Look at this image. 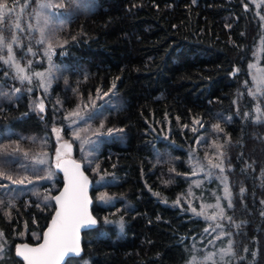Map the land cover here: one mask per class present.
Wrapping results in <instances>:
<instances>
[{
	"label": "trees",
	"instance_id": "trees-1",
	"mask_svg": "<svg viewBox=\"0 0 264 264\" xmlns=\"http://www.w3.org/2000/svg\"><path fill=\"white\" fill-rule=\"evenodd\" d=\"M60 33L62 69L44 112L34 110L26 92L0 96L6 241L0 264H22L16 244L37 243L53 213L51 195L61 176L36 179L44 168L32 161L42 148H54L51 127L69 139L65 113L106 92L102 128L115 133L102 138L90 164L75 154L91 179L97 225L82 232L81 255L63 264H184L207 222L160 197L172 201L188 188L187 151L201 134L218 138L229 155L227 214L240 264H264V130L241 115L251 107L247 64L258 38L264 66V23L261 28L252 6L246 0H87ZM98 176L111 181L95 183ZM100 190L114 199L99 202ZM196 190L213 200L221 186L211 180ZM116 219L121 229L105 223Z\"/></svg>",
	"mask_w": 264,
	"mask_h": 264
},
{
	"label": "rangeland",
	"instance_id": "rangeland-1",
	"mask_svg": "<svg viewBox=\"0 0 264 264\" xmlns=\"http://www.w3.org/2000/svg\"><path fill=\"white\" fill-rule=\"evenodd\" d=\"M246 1L252 6L262 28L264 0ZM86 2L87 0H0V5L7 4L6 8H0V71L4 78L0 83V96L11 99L26 92L33 99L34 110L40 114L44 112V99L62 69V64L56 59L58 51L60 55L64 52L60 29L75 8ZM41 3L63 4V7L41 9ZM260 52L261 38H258L253 47L252 58L247 64L249 84L246 92L251 100V107L243 108L241 115L264 130V66L260 64ZM110 95V92L97 93L87 102L65 113L64 122L69 139L63 137L61 127H51L54 148L51 151L44 147L32 159L35 166L44 168L36 179L52 181L59 173L56 167L58 160L75 158V154L81 156L83 164H90L102 138L115 133V130L102 128L100 116L101 107L108 104ZM235 109L239 111L237 103ZM259 139L264 143V135ZM228 159L229 155L225 153L218 138L201 134L187 151L190 172L185 177L189 180L188 188L172 201L160 197L162 203L178 207L207 222L200 237L192 244L191 254L184 264H240L241 257L235 253L231 232V227L235 224L227 214L232 207L228 177L231 165L227 162ZM211 180H217L221 190L220 194L214 195L213 200H206L204 194L196 189ZM109 181V177L98 176L95 183ZM52 196L53 194L51 201ZM113 199L101 190L97 196V200L102 203H109ZM105 223H112L119 229L122 226L120 219L105 220ZM5 245V238L0 232V255Z\"/></svg>",
	"mask_w": 264,
	"mask_h": 264
},
{
	"label": "snow or ice",
	"instance_id": "snow-or-ice-1",
	"mask_svg": "<svg viewBox=\"0 0 264 264\" xmlns=\"http://www.w3.org/2000/svg\"><path fill=\"white\" fill-rule=\"evenodd\" d=\"M6 7V3L0 5V8ZM39 7L41 9L63 7V4L41 3ZM41 110H43L42 107ZM74 167L78 172L79 165ZM65 175L66 177L69 175L67 170H65ZM85 188L86 178L82 174L73 173L69 177L65 191L61 193V196L55 197L58 208L56 216L52 220V226L45 233L44 243L36 248H29L27 245L17 248V255L23 258L25 264H59L67 253L79 255V229L81 225L96 223L95 220L86 215Z\"/></svg>",
	"mask_w": 264,
	"mask_h": 264
},
{
	"label": "water",
	"instance_id": "water-1",
	"mask_svg": "<svg viewBox=\"0 0 264 264\" xmlns=\"http://www.w3.org/2000/svg\"><path fill=\"white\" fill-rule=\"evenodd\" d=\"M59 165V167H58ZM75 165H79V169H78V172L77 170L75 169ZM57 170L58 172L61 174L62 176V185L61 187L53 194L52 196V202H53V205H54V210H53V213L45 227V229L43 230V232L41 233V237H40V240L37 242V243H26V242H18L15 246V255L18 259H20L22 261V264H25V261L23 260L22 257L18 256L17 255V248L20 247V246H23V245H27L29 248H36L38 247L39 245L43 244L44 243V236H45V233L48 231L49 227L52 226V220L53 218L56 216V211H57V208H58V205H57V202H56V199L55 197L57 196H61V193H63L65 191V187H66V184L68 183V179L69 177H71L73 175V173H76L77 175L79 174H82L83 177L86 178V188H85V192H84V196L86 197V205H85V208H86V215L91 217L93 220L96 221V218L93 216L92 212H91V203H92V199H91V196H90V188H91V179L90 177L84 172L83 168H82V165H81V162L76 160L75 158L73 157H69V158H61L58 160L57 162ZM65 170L68 171V177H66L65 175ZM97 225V221L95 224H89V223H85V224H82L80 229H79V247H80V253L79 255H76L75 253H67L64 258L59 262V264H63L64 261L68 258V257H77V256H80L81 253H82V244H81V235H82V232L85 231V230H88V229H92L94 228L95 226Z\"/></svg>",
	"mask_w": 264,
	"mask_h": 264
}]
</instances>
